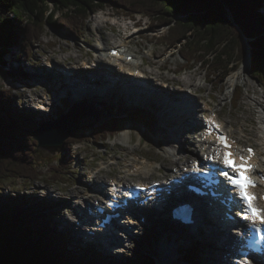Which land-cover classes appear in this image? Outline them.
<instances>
[{
	"label": "rangeland",
	"instance_id": "374dc122",
	"mask_svg": "<svg viewBox=\"0 0 264 264\" xmlns=\"http://www.w3.org/2000/svg\"><path fill=\"white\" fill-rule=\"evenodd\" d=\"M260 2L262 5L260 11L264 15V0H260ZM50 10H53V5H50ZM132 19L139 22L138 29L133 27V20H130L127 15L113 8H107L96 13L84 23H80V35L75 34L76 27L71 30L64 27L55 28L48 26L41 34V37L32 41L33 52L31 47L28 46L29 53L31 55L35 53L34 61H37L36 65H28L26 61L28 54H20V50H22L20 46L16 48V55L19 53L24 62L16 59V55L14 56L13 54L15 49L5 54V60L2 64L5 71L9 70L11 66L17 67L19 65L22 73L12 75L5 72L3 76H0V85L4 89L12 91L14 94L13 100H16L18 110L29 116L30 120L34 119L32 126L35 129L41 122L58 119L61 111L68 112L71 108L74 109L72 102L67 100L68 102H65L62 106L61 104L63 103L60 104L58 98L61 94H66L68 95L66 99H68L72 97L74 92L70 87L65 88L68 89L65 90V93L63 91L58 92L56 87L60 84V79H57L55 83L51 82L50 79L51 83L44 85L45 79L34 83L40 78L37 77V79L29 81L28 79L30 78L26 75H29L32 70L35 71L39 70L38 68L40 67H46L51 70L53 76L59 78V71H55L57 62H53L52 66L49 65L48 59H50L51 55L59 59L58 62H60L61 67H74L79 70L82 68L81 63L84 60L94 59L98 55L107 57L108 52L101 49L103 44L102 35L107 39L105 43L108 47L118 46L122 42V38H125L130 51L140 58L142 56L145 58L141 59L140 62H143L142 69L147 73L146 77L152 71H157L158 73L159 63H165L167 68H164L161 73L173 81L171 88L178 90L179 82L185 77H191L192 74L193 77L191 79L193 78L192 81L200 85V87L196 86L200 91L194 92V94L190 93L189 96L198 100L201 106L206 100L212 101L214 109H218L215 114H220L226 126H231L226 128L235 129L238 135L243 137L244 145L258 147L264 169V141L262 140L264 132L261 129L264 121V86L252 77L251 65L246 73L241 74L243 75L242 78L239 80L235 79L232 84L233 76L236 72L238 73L236 70L242 66L245 60L242 63H238L235 70L230 71L226 77L221 79L222 71L211 75L210 69L205 67L204 64L202 66L201 63H196L194 66L188 64V61L184 59L185 55L181 52L184 44L183 40H177L175 45H171L166 41L169 34V24H157L143 14H136ZM152 49L155 50L154 54L151 52ZM42 51L44 54H40ZM172 52L175 53L173 56H171ZM185 66L189 68L183 70ZM200 66L201 70L197 72L196 70ZM170 68H173V70L177 68V72L182 73L179 75L175 72H170ZM204 76L209 77L208 81H205ZM150 77H152V80L155 78L152 75ZM145 80V78L142 79L143 84ZM28 83L31 85L28 86ZM238 88H240L239 92H237ZM92 94L91 97L98 95L95 92ZM106 97H114L118 103L123 105H111L106 117L98 119L99 123L79 131L81 135L89 137L88 139L91 142L83 141L75 144L74 147H69L70 144L65 147L64 144L61 150L55 152L37 148L36 165L43 173L42 178L32 183L23 178L10 180L0 188L4 197L9 196L12 199H18V204L26 202L27 205H31L32 203L43 201L52 202V204L44 208L45 212L43 214L48 213V209H51L49 210L51 212H62V215L51 219L48 224V229L54 233L57 232L55 230L59 229L58 227L61 226L64 220H69L70 213L75 212L77 206L80 205L79 211L82 210V213L86 212V206L89 204L87 200L80 202V197L73 198V196L88 193L85 195H93L94 197L91 200H96L98 196L101 198L99 191L102 187L100 184L105 179L110 183L112 179L118 176L121 177L126 171V163L134 159V157L145 156L154 162H151L155 164L154 168L156 166V170H152L151 179H146L143 174L138 178L134 177V181L137 182L140 179H144V181L162 179L165 174L173 175L176 165L184 163L179 159L180 156H192L193 151H200L201 154L205 153L206 147L200 143L199 134L193 133L187 128L181 129L180 124L177 123L178 121L162 114L164 108L158 112L154 99L137 101L134 99L124 100L123 97L118 95ZM239 98L240 100L238 101ZM150 103L154 105L152 106ZM69 106L71 107L68 108ZM56 107L59 109L56 110ZM55 110L56 114H52L49 117L48 115ZM197 117L202 120L200 114ZM114 118L122 119L125 124L124 130L119 135L100 142L91 137V134L97 131L103 122L111 121ZM136 118L140 119L142 123L136 121ZM165 118L171 119L172 122L167 121ZM145 125L147 126L146 128H144ZM126 135L128 137L124 139ZM195 136L198 138H194ZM32 139L35 140L33 136ZM171 147L178 148L179 153H176V155L170 154L168 149ZM61 158L63 161L60 162ZM56 161H58L56 167L59 169H51L56 164ZM93 175H97V178L95 179ZM129 178L131 180L130 176ZM108 183H106L105 187L108 186ZM91 191H94V193ZM55 215L58 214L55 213ZM75 217L71 219V222L69 221L71 226H75L74 221H72ZM173 230H177L174 224L164 221H153L150 218L145 223V226L141 228L140 234H136L127 240L126 248L121 249L123 252H118L115 249L113 251L107 250L109 248L98 245L96 247L85 246L81 239L79 240V237L71 241V248L74 251L87 248V250L94 251L96 256L112 258L115 262L128 261L134 258L139 251L142 254L147 252L153 258H156L158 264H190L184 259L186 254L184 245L193 246L196 240L188 238L184 242L177 241L173 237L177 233ZM197 237L199 238L197 246L199 249L197 253L198 264H219L217 262L218 253H221L222 257L228 258L230 251L226 247L227 245L221 248L220 242L214 238H209L211 243H205L204 239H207L206 237H201L199 233ZM222 241V243L226 244L225 240ZM165 243H169L174 247V251L166 259L162 256ZM221 249H223L222 252H219ZM225 262H228V259Z\"/></svg>",
	"mask_w": 264,
	"mask_h": 264
},
{
	"label": "trees",
	"instance_id": "16d2710c",
	"mask_svg": "<svg viewBox=\"0 0 264 264\" xmlns=\"http://www.w3.org/2000/svg\"><path fill=\"white\" fill-rule=\"evenodd\" d=\"M261 6L260 0H0V76L12 74L2 67L5 54L20 46V54L24 55L25 46L31 47L46 27H76L79 35L80 23L113 8L131 18L143 14L157 24H169L166 41L175 45L183 40L181 52L188 64L202 62L211 75L222 71L221 79L250 53L251 75L264 86ZM20 54L15 57L22 62ZM18 69L21 71L19 65ZM13 98L12 91L0 85V188L10 180L23 178L32 183L43 176L36 165L34 119L20 112ZM124 128L122 119L114 118L103 122L91 136L98 142L105 141ZM84 138L89 137L78 132L77 137L66 139L65 147H73ZM55 163L51 169L58 170V161ZM2 194L0 191V264H158L147 252L138 251L128 261L115 262L87 250L74 251L65 236L48 229L54 214H43L47 201L18 204V199ZM197 252L195 248L187 249V263L199 262Z\"/></svg>",
	"mask_w": 264,
	"mask_h": 264
},
{
	"label": "bare ground",
	"instance_id": "6f19581e",
	"mask_svg": "<svg viewBox=\"0 0 264 264\" xmlns=\"http://www.w3.org/2000/svg\"><path fill=\"white\" fill-rule=\"evenodd\" d=\"M100 28H102V27H100ZM126 28H127V25H126ZM102 38H103V42H102L103 44L101 47H103L104 44H106L105 42H107V39L103 35H102ZM121 41H120L121 43L119 44V47L123 46V44L126 43L125 38H122ZM113 48H115V47L109 48V51L112 50ZM151 52L154 54L155 50L152 49ZM132 54H134V53L132 52ZM174 54L175 53L172 52L171 56H173ZM121 55H123V52L121 53ZM136 59H137V64L135 62ZM141 59L143 60L145 58L143 56L141 58L140 57L138 58V56H135V60L132 61V63H128L125 61L121 64V68H117V67H114L111 65L113 58H112L111 53H109L107 58L104 55H101V56L98 55L96 58L90 60L91 61L90 66L91 67H92V65H94V67L99 65L100 68L97 67V68H91V69L84 70V64L87 61H83L82 68L77 70V68H74V67H71V68L61 67L60 62H58L59 59H56V57L54 55H51L50 59H48L49 65L52 66L51 64H54L53 62H57V66L55 67L56 68L55 71H57V72L59 71V73H60L59 78H56L55 76H53V74H51L52 73L51 70L46 68V67L38 68L41 72L39 70H35V71L32 70L29 75H26V74L25 75L30 78V79H28L29 81L32 79H37V77L40 78L39 80H37L34 83L39 82L41 79H45L44 82L41 81V82H43L44 85L46 83L48 84L51 82L55 83V82H57L56 81L57 79H60V84L56 87V90L58 92L60 91L62 86H63V88L74 87L75 90L82 89L80 86H89V87H91L92 90H95L98 93L101 90H103L105 92L106 96L118 95V93H120L123 96L124 100L134 99V100L140 101V100L154 99V101H155L154 104H155L158 112L161 111L162 108H164L162 111V114L169 116L172 120L178 121L177 123L180 124L181 129H183V130L186 129L187 122H190V121L195 126H199V125L203 126L204 124H206L203 121V119L202 120L198 119L197 113L199 111H200V113L201 112L202 113L207 112L205 105L208 101H204L203 105L201 106V105H199L198 100L193 99L191 96H189L190 93L194 94V92L200 91V89L197 88V87H200V85L193 82L192 81L193 78L191 79V77H193L192 74H191V77L190 76L185 77L182 81H180L179 85H178V90H175V89L171 88V84L173 83V81L169 80L168 77L163 76L161 73V71L164 68H167V66L165 65V63H159L158 73H157V71L156 72L155 71L150 72V75L155 77L153 80L151 79L152 77H150V75L146 77L147 73L144 70H142V71H140V78L145 77V79H146L145 83L144 84L138 83V82L134 83L132 78L135 75L136 69L139 67L141 68V66L143 65V62H140ZM247 59L248 60L247 61L245 60L242 64V66L236 70V71H238V73L240 72V74H238L236 72V74L233 76L232 84L235 82V79H238V80L241 79L243 76L241 74L246 73L249 66L251 65L250 59L249 58H247ZM114 60H117V59H114ZM123 66H124V69H123ZM80 70H83V72ZM200 70H201V66L198 67L196 71L200 72ZM231 70H233V69H231ZM37 71H39V72H37ZM169 71L170 72H177L178 69L175 68L173 70V68H170ZM24 73H25V71H24ZM54 77H55V81H54ZM208 78L209 77L204 76V79L206 81H208ZM50 79H51V82H50ZM155 79L160 80L161 84L160 85L157 84L155 82ZM30 85L31 84H28V86H30ZM85 88H86V91H88V88L87 87H85ZM85 88H83V89H85ZM189 89H190V91H189ZM105 95L101 96V98H100V96L97 95V96H94L93 98H89V99H83L80 96H75L72 98L74 110L81 111V112L85 111V112H88L91 115L95 116L96 119H103L104 117H106V114L108 113L109 107L111 105H115V104L118 106L123 105V104L118 103L114 97H106L105 98L104 97ZM62 102H63V104H65L66 101L63 100ZM211 103H212V106H211V109L209 110V114H208L209 116L212 115L213 112H216L214 109V106H213V102H211ZM60 104H61V102H60ZM45 109H47V108H45ZM58 109L59 108L56 107V110H58ZM56 110L53 113H50V111H49L50 114L48 116L50 117L52 114H56ZM161 117L163 118L162 115H161ZM165 119L169 122H172L171 119H168V118H165ZM262 123H263V125L261 126L262 127L261 129L264 132V121ZM176 130H177V128H176ZM192 131H194V130H192ZM195 131L198 133H201L200 131H202V130H196L195 129ZM207 134H208V129L205 131V135H204V133L198 135V137H200V142H202L204 144V147H206L207 152L205 154H201L200 151H193L192 156H187L188 158H195L196 160H198V159H205L207 157H212V156H216V158H218L220 156V151H219L218 145L215 142L216 138L218 136L212 135V136L208 137ZM124 137H125L124 139H127L128 136L126 135ZM129 137H130V135H129ZM198 137L195 136L194 138H198ZM262 137H263L262 140L264 141V135ZM180 147L182 148V146H180ZM177 149L178 148H174V147L172 148L171 147L168 150H169L170 154L176 155V153L179 151ZM176 160H178V159H176ZM261 164H262V160H261ZM261 164L259 161L260 167H261ZM126 167L128 168L127 174L124 175L123 177L118 178V179H113V182L118 181V183L120 185H123V184L127 185L128 181L130 183H132L129 176L137 175V174L143 175L145 173H150L154 169V164L151 163V161H147V160H145V162H138L135 160H130L126 163ZM133 167H137L138 170L136 173L131 174V169ZM96 176L97 175H95V176L93 175V177L95 179L97 178ZM211 177L214 178V176H211ZM105 182L106 183L108 182L107 179H105V181H103L102 184H100V186L102 187L103 183H105ZM142 182H144V181H141V179H140V181H137L136 183L139 184ZM113 186H114V184L111 182L110 186L108 187V190H111L113 188ZM195 188H198V187H195ZM106 192H107V190H106ZM106 192H102V193L105 194ZM85 194H88V193H85ZM85 194H82V195L78 194V195H75L73 197L80 196V198H81L80 202H82L83 200L84 201L87 200V203H89L88 207L90 205H92L93 203L99 201V197H97L96 200H91L94 198L93 195L86 196ZM229 197H231V199L238 202V200L235 199L233 194H229L228 198ZM206 199H207V197H206ZM212 200H213L212 202L215 203V200L213 198H212ZM156 208H157V213L160 214V211L162 209L160 207V204L159 205L157 204ZM195 211L197 212V216H199V218H200L199 224L204 223V225H208V227H210L209 231H212L216 225L220 226V223H222L220 221V217L215 222H206V221L204 222L203 218L207 217V215H206L207 211H203L201 209H198L197 204H195ZM211 211H212V214H214V210H211ZM235 213L238 215V217H240L237 212H235ZM77 214L81 215V217H78V218L76 217L74 219V221L83 219L84 214H82V211L77 212ZM124 222H132V221L126 219V220H124ZM70 224L71 223L68 220H64L61 223L60 230L64 231V232H70L71 229L80 228V226H74V225L71 226ZM194 231L196 232V229H194ZM214 235L215 236L217 235L216 232H214ZM224 235L225 234L223 232L222 236H218V239H217V241L220 242L221 248H224L225 247L224 245L228 244V243L227 244L222 243L223 242L222 240L226 238V237H224ZM236 237L237 238L239 237L238 234L236 233V231H231L229 238L225 239V241L229 242L231 240H235ZM113 241L119 243L115 239H113ZM209 243H211L210 240H209ZM104 244H105L104 246L106 248L109 247V250H111L110 248H114L118 252H121L120 244L116 245V246H113L112 244H109V245H107L106 243H104ZM229 244H230V247H232L230 257L229 256H227L228 258L222 257L221 254L219 253V255L217 256V262L219 264H240V263H235L233 261L236 259V248L234 247L233 241H231ZM163 247H164V250L163 251L161 250L162 256H163V258L166 259V257H169L171 255V253L174 251V247L172 245H170L169 243H165V245ZM222 250L223 249H221V251H219V252H222ZM226 259H228V262H225Z\"/></svg>",
	"mask_w": 264,
	"mask_h": 264
},
{
	"label": "water",
	"instance_id": "95a60500",
	"mask_svg": "<svg viewBox=\"0 0 264 264\" xmlns=\"http://www.w3.org/2000/svg\"><path fill=\"white\" fill-rule=\"evenodd\" d=\"M247 57L250 59V53H248ZM14 67L11 66L7 71H11L12 75L22 73L19 71L18 66ZM97 123H99L98 119L90 113L71 108L68 112L60 115L57 120H50L40 124L33 131V137L40 149L55 152L64 147L66 139L77 137L81 129L93 127Z\"/></svg>",
	"mask_w": 264,
	"mask_h": 264
},
{
	"label": "snow or ice",
	"instance_id": "6c2138e0",
	"mask_svg": "<svg viewBox=\"0 0 264 264\" xmlns=\"http://www.w3.org/2000/svg\"><path fill=\"white\" fill-rule=\"evenodd\" d=\"M213 123H215L213 121ZM216 127H219V125H216ZM219 142L224 145L225 151L223 154V160L222 163L225 167L231 169L233 172H235L237 175L232 176L228 172L220 171L219 175H222L228 183H230L235 190L238 192L240 199L243 201L246 208L243 210L242 213H240L241 218L250 221V228L255 229L257 233L260 232V226L264 225V209H254L252 203L250 202V196L245 195L244 191V184H248L249 186H254L253 181L250 178H247L245 176V172L250 170L252 168V165L249 164L247 161L250 159V156L252 154V149H247L249 152V157L245 158L244 156H239L238 158L235 157L233 153L229 151L231 148V144L227 142L226 137H219ZM230 157H233L234 159H238L239 163H233L230 160ZM208 159H216V156L208 157ZM194 169L195 171H200L201 168L196 166L198 162L194 161ZM264 179V177H262Z\"/></svg>",
	"mask_w": 264,
	"mask_h": 264
},
{
	"label": "clouds",
	"instance_id": "9594fccd",
	"mask_svg": "<svg viewBox=\"0 0 264 264\" xmlns=\"http://www.w3.org/2000/svg\"><path fill=\"white\" fill-rule=\"evenodd\" d=\"M15 52H16V48H15ZM22 62H24V61L22 60Z\"/></svg>",
	"mask_w": 264,
	"mask_h": 264
}]
</instances>
